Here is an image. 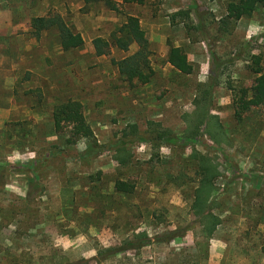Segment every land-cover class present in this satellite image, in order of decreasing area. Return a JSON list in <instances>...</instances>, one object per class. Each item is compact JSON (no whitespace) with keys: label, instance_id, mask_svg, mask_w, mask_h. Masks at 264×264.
<instances>
[{"label":"rangeland","instance_id":"obj_1","mask_svg":"<svg viewBox=\"0 0 264 264\" xmlns=\"http://www.w3.org/2000/svg\"><path fill=\"white\" fill-rule=\"evenodd\" d=\"M108 1L0 0V264H264V110L235 115L239 90L257 77L252 56L264 67V8L233 21L226 7L237 0ZM55 13L81 35L80 48L63 51L56 28L34 35L31 19ZM127 16L149 42L154 75L144 85L112 63L135 44L99 57L92 45ZM170 46L191 74L168 63ZM69 99L100 147L88 162L90 142L68 144L67 130L55 131L52 112ZM118 140L126 166L115 161ZM194 154L219 172L211 235L190 208ZM119 180L134 191L117 192ZM141 233L150 241L126 247ZM171 233L180 236L165 241Z\"/></svg>","mask_w":264,"mask_h":264},{"label":"trees","instance_id":"obj_2","mask_svg":"<svg viewBox=\"0 0 264 264\" xmlns=\"http://www.w3.org/2000/svg\"><path fill=\"white\" fill-rule=\"evenodd\" d=\"M85 4L104 1L106 5L111 7L108 0H83ZM123 4H138L143 5L145 0H122ZM258 7L264 8V0H237L228 3L226 7V20L237 21L243 17L251 16ZM187 17V14H186ZM30 27L34 31V35L38 37L39 33L51 28H56L59 37L60 45L63 51L80 48L83 45V39L73 27L68 26L62 17L55 13L45 17H36L31 19ZM135 44L137 50L132 55L120 60L112 61L118 69L121 76L128 83L144 85L150 82L154 72L150 66L149 42L145 32L142 30L139 19L134 16H127L126 22L115 32H112L109 39L97 37L92 41L96 56H107L110 54L113 47L127 52L131 45ZM259 56H252V66L250 69L253 74L257 75L254 80L251 90L241 88L235 100L236 117L240 118L245 112L253 108H263L264 110V67L261 66ZM168 63L182 74H191L192 66L188 61L187 55L180 47L170 46L168 51ZM52 119L57 133H61L64 129L69 133V138L66 140L68 144H75L77 140L84 139L90 142V148L82 156L80 161L88 162L91 156L99 152L100 147L96 144L93 138L92 130L87 124L81 103L74 100H66L63 103L55 106L52 112ZM165 143L175 144L176 139L170 134L160 133L157 137ZM127 141L118 140L114 144V151L118 154L115 161L120 166H126L130 161V153L126 149ZM193 157L197 160V186L193 192V200L191 203L192 214L203 221V227L208 235H211L220 224V219L212 213V194L215 191V180L219 175L215 165L207 160L204 156L194 154ZM37 162L29 167V170L37 172ZM5 169L0 167V179L4 176ZM115 190L120 193H132L134 184L129 181H116ZM175 233H171L164 238H156V241H170L174 237H179ZM136 241H128L126 247L140 248L142 243H147L150 238L146 233H141ZM112 250L100 253L101 258Z\"/></svg>","mask_w":264,"mask_h":264},{"label":"crops","instance_id":"obj_3","mask_svg":"<svg viewBox=\"0 0 264 264\" xmlns=\"http://www.w3.org/2000/svg\"><path fill=\"white\" fill-rule=\"evenodd\" d=\"M27 49H28V48H27ZM28 50H29V49H28ZM28 50H27V51H28Z\"/></svg>","mask_w":264,"mask_h":264}]
</instances>
